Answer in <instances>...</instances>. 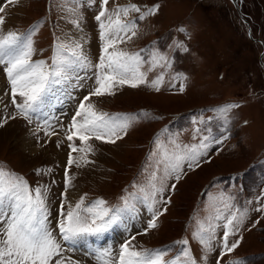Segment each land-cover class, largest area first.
Instances as JSON below:
<instances>
[{
    "label": "rangeland",
    "instance_id": "1",
    "mask_svg": "<svg viewBox=\"0 0 264 264\" xmlns=\"http://www.w3.org/2000/svg\"><path fill=\"white\" fill-rule=\"evenodd\" d=\"M133 3L142 9L159 5V9L154 16L137 20V36L119 47L129 52L144 49L141 54L145 59L153 48L159 49L169 57L172 65L164 74L159 92L146 86H124L117 88L115 95L92 97L91 102L98 111L137 119L127 134H122L123 138L114 144L92 140L95 151L88 159L93 163L69 168L74 179L68 200L74 204L86 194V204L102 199L106 207L115 209L124 207L122 197L136 194L132 199L134 206L120 214V218L123 216L127 220L120 221L118 228L125 223V230H117L119 236L116 239L113 237L117 234L109 232L113 244L105 249L111 250L113 259L118 255L120 245L135 236L132 243L137 250H167L165 260L180 252L182 245L177 241L187 239L198 264H216L217 259L221 264H264V211H256L264 206V0H109L108 8ZM71 9H75V16L81 18L79 29L69 23L75 18ZM99 10V0H19L17 5L7 6L2 15L6 17L5 33L13 30L27 34L34 30L33 60L51 63L53 42L58 37L60 40H81L85 53L96 63L100 40L94 17ZM137 15L132 13L129 18ZM173 41L182 42L188 51L175 48ZM259 56L263 64L259 62ZM147 67L145 64L142 70L146 71ZM161 71L156 68L149 72L148 79H154ZM2 74L0 68L3 79L0 115L4 114L5 105L9 114L14 111L8 97L10 91L8 94L6 91L9 87ZM178 74L184 79L174 80ZM87 76L92 77V72ZM82 84L84 90H90L94 79H85ZM181 84L184 85L183 92H180ZM77 92L79 96L82 94L80 90ZM55 97L47 99V103L52 104L50 101ZM70 98L61 101V105L56 104L54 114L42 109L43 112L38 114L54 116L59 112L58 115L65 113L72 119L64 105L71 108L78 105ZM232 104L238 107L230 109L225 122L215 109ZM193 117H203L204 124L200 127L211 129L210 133L204 131L202 134L214 139L228 138L222 144L213 143L209 149L211 163L189 171L175 192H165V198L170 196L171 202L159 218L158 227L140 235L151 217L133 185L145 186L147 183L153 170L149 154L158 134L162 139L169 134H179L183 144L198 142L192 139ZM32 124L35 126L30 127L26 120L18 118L0 127V167L23 177L32 188L37 185L49 188V227L56 231L59 199L64 191L62 172L68 166L69 149L65 143L57 147L62 141L57 134L53 137H45L42 132L34 135L35 130L31 128H36L37 123L32 120ZM25 139L31 142L29 148L33 152H29ZM37 169L42 170L40 174ZM72 190L74 193L70 195ZM222 195L230 198V207L219 201ZM159 207L161 205H157ZM237 209L247 211L237 237L231 238L242 237L240 247L220 258L222 228L217 227L212 240L214 250L203 253L201 245L192 238L193 232L201 225L207 226L210 220L222 225L223 220L214 219L217 211L226 216ZM103 239L102 245L107 244L106 237ZM60 242L65 256L80 264H97V260L90 261L74 247Z\"/></svg>",
    "mask_w": 264,
    "mask_h": 264
},
{
    "label": "snow or ice",
    "instance_id": "2",
    "mask_svg": "<svg viewBox=\"0 0 264 264\" xmlns=\"http://www.w3.org/2000/svg\"><path fill=\"white\" fill-rule=\"evenodd\" d=\"M18 3L19 0H4L0 3V29H3L6 23V17L2 14L6 13L7 6ZM108 4L109 0H99L100 10L94 17L98 24L100 40L99 59L96 63H93L85 53L81 40L71 38L60 40L57 37L53 42L49 63L43 59L33 60L34 30L27 34L11 30L6 33L0 31V68L6 77L11 105L14 108L9 114L7 105L4 106V114L0 115V127L18 118L31 124L32 115L42 109L48 97L59 86L75 82L76 87H82L81 81L94 79V86L79 101L71 123L65 130L64 140L57 144L59 147L66 141L69 151L68 167L64 170V191L59 199L56 231L49 227V188L44 185L32 188L23 177L0 167V264H80L79 261L64 255L60 241L101 236L119 221L122 211L134 206L132 199H135V193L129 197H122L124 207L115 209L106 207V202L102 199L86 204V194L74 204L68 200V191L74 179L69 173V168L73 165L81 168L93 163L88 159L95 151L90 141L114 144L123 138L122 134H127L137 119L98 111L91 102L92 97L115 95L116 89L124 86L130 88L146 86L159 92L164 74L172 65L169 57L159 49L153 48L145 59L141 54L144 49L140 52H129L119 47L137 36L136 21L154 16L159 5L146 6L142 9L133 3L117 5L110 10ZM75 11L70 10L75 18L70 19L69 23L79 29L81 18L75 16ZM132 13L138 15L129 18ZM173 45L184 52L188 51L182 42L173 41ZM145 64L148 66L146 71L142 70ZM156 68L163 71L149 80L148 73ZM88 72H92V77L87 76ZM173 79L184 77L178 74ZM183 91L184 85L181 84L180 92ZM235 107L238 105H227L215 111L227 122V113ZM141 115L147 116L146 113ZM192 124V139L198 141L197 143L183 144L179 141V134H169L166 139H162L158 134L153 141L154 148L149 154V159L153 161V170L149 173L145 186L133 185L151 217L140 235L158 227L159 218L164 215L167 205L171 202L170 196L165 198V192H175L178 183L189 171H195L202 164L211 163L209 149L213 143L222 144L228 138L223 136L221 139H214L208 134H202L204 131L211 132V129L204 130L200 127L204 124L203 117L200 119L193 117ZM40 132L45 137L56 135L47 119L42 124H37L33 134ZM73 153L79 155L74 156ZM41 171L37 169V174ZM169 181L175 182L169 185ZM218 199L225 207H230L229 197L222 195ZM157 205L161 207L157 208ZM256 211H264V206L257 208ZM246 218L247 211L237 209L226 216L217 211L214 219L223 220L224 223L217 225L210 220L207 226L201 225L193 232L192 238L201 245L203 253H210L214 250L212 240L215 238L216 229L221 227L219 257L223 258L240 247L243 238H231L237 237ZM135 239L136 237L132 236L125 240L120 245L115 259L110 249L97 252V264H198L191 254L187 239L176 242L182 245V248L169 260L164 258L167 250H137L132 243ZM204 258L206 259V255ZM216 264H221L220 259H217Z\"/></svg>",
    "mask_w": 264,
    "mask_h": 264
},
{
    "label": "bare ground",
    "instance_id": "3",
    "mask_svg": "<svg viewBox=\"0 0 264 264\" xmlns=\"http://www.w3.org/2000/svg\"><path fill=\"white\" fill-rule=\"evenodd\" d=\"M4 28L7 30V28L4 26L3 27V31L2 32H5V30H4ZM11 31H13V30H11ZM2 71V70H1ZM3 75V74H2ZM2 85H3V79H2V77L0 76V91H1V89H2ZM56 96V97H55ZM53 97H55L53 100H51L50 102H52V104H48L47 102H48V100L46 101V103L43 105V107H42V110L43 111H49V112H51V113H55V111H53L54 110V107H55V105L57 104V106L58 105H61V103L63 102V100H64V102L65 101H69V98H70V92L68 93V91L66 90V89H64L62 86H59L51 95H50V97H48V99H50V98H53ZM70 100H72V98H70ZM62 101V102H61ZM73 101V100H72ZM73 103H74V101H73ZM1 105V104H0ZM64 106H66L65 107V110H67L68 112L67 113H69L70 115H71V117H73L74 116V114H75V111L77 110V108H78V106L77 107H75V108H71L68 104H66V105H64ZM62 107V106H61ZM43 111H41V110H39L38 112H43ZM58 112V111H57ZM40 114H42V113H40ZM58 114H60L59 112H58ZM58 114H55L54 116H57ZM63 114H65V113H63ZM49 115V114H48ZM31 125L34 127L35 125L34 124H30V127H31ZM31 129H36V128H31ZM25 142H26V147H32L31 145V142L29 141V140H27V139H25ZM27 151V150H26ZM34 150L32 149V148H29V152H33ZM73 193H74V191L72 190V191H70V195H73ZM120 230V229H115V231H112V233H116L117 234V236H119V234H118V231ZM124 233V232H123ZM114 235V234H113ZM123 235V234H122ZM117 236H115L114 235V237H117ZM103 237H106V241L109 243L110 241H111V239H112V235H111V233H109V231L108 232H106V233H104V234H102L101 236H98V237H81V238H77V239H75V240H73V241H69V244H72V245H74V246H76L77 248H79L80 250H82V251H84L86 248H89L90 246H92V245H95V246H100V244L102 245L103 243H104V239H103ZM107 243V244H108ZM106 245V244H105Z\"/></svg>",
    "mask_w": 264,
    "mask_h": 264
},
{
    "label": "water",
    "instance_id": "4",
    "mask_svg": "<svg viewBox=\"0 0 264 264\" xmlns=\"http://www.w3.org/2000/svg\"><path fill=\"white\" fill-rule=\"evenodd\" d=\"M262 51H263V49L261 50L260 54L262 53ZM259 61L261 64H263L262 61L260 60V56H259Z\"/></svg>",
    "mask_w": 264,
    "mask_h": 264
}]
</instances>
